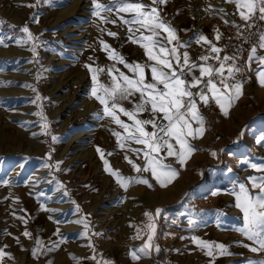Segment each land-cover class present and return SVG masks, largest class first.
<instances>
[{"label": "rangeland", "instance_id": "374dc122", "mask_svg": "<svg viewBox=\"0 0 264 264\" xmlns=\"http://www.w3.org/2000/svg\"><path fill=\"white\" fill-rule=\"evenodd\" d=\"M97 2L111 5L113 0ZM138 2L158 8L177 37L172 44L162 42L177 47L181 59L187 52L189 64L197 66L205 43L199 38L208 41L218 33L219 10L226 12L225 6H232L231 12H237L235 4L226 0ZM94 11L93 0H0V37L7 44L0 45V250L8 254L0 258V264H248L264 260V251H251L258 245L241 231L244 214L236 207L239 184L255 196L258 189L252 188L249 178L264 176V171L252 167L264 165V86L256 76L258 63H250L252 83L243 85V94L230 107L225 105L227 115L220 107L206 114L203 101L193 97L205 118L203 134L188 138L196 151L187 155L183 165L167 155L166 147L161 148L158 158L177 172L170 182L162 176L166 186H161L150 169L143 171L146 146L124 139L128 133L92 95L93 87L105 95L102 88L113 86V81L105 80V67L114 65L117 79L120 73L135 79L137 74L126 64L154 62L142 42L129 39L139 37L137 25L124 24L120 17L132 19L131 14L113 9L97 16ZM24 27L31 38L21 31ZM254 47L257 57L264 56L259 42ZM184 71L188 81L200 76L199 67ZM145 77L152 82L150 67H145ZM82 78L88 79V87L82 86ZM217 87L223 91L221 84ZM202 89L207 93L203 83L190 90ZM125 99L123 104L115 102L134 111L140 93ZM147 107L136 114L137 119L167 123L163 114L154 115ZM115 111L125 124H133ZM144 127L157 131L151 124ZM197 127L193 122V128ZM247 137L254 144L245 151ZM170 143L179 149L174 140ZM105 160L111 171L148 184L122 187L105 171ZM133 164L141 171H135ZM190 219L195 223L190 225ZM78 220L83 223H75ZM149 224L155 225L154 232ZM149 235L153 247L144 254L138 250L148 243ZM197 240L223 244L230 254L220 255L213 249L209 256ZM133 252L140 259H134Z\"/></svg>", "mask_w": 264, "mask_h": 264}, {"label": "snow or ice", "instance_id": "6c2138e0", "mask_svg": "<svg viewBox=\"0 0 264 264\" xmlns=\"http://www.w3.org/2000/svg\"><path fill=\"white\" fill-rule=\"evenodd\" d=\"M166 0H152V4H163ZM228 3H233L236 6L237 12L241 19L244 21L251 20L257 12H259V18L264 20V0H226ZM27 7H33L34 5H24ZM94 15L100 16L101 11H113L115 9L117 12L131 14L132 19H124L120 17L121 22L127 25H137L135 28L136 32H139V37L133 39L134 43L142 42L141 47L145 49L146 55L150 61L154 63L152 65H140V64H126L134 74H137V78L132 79L128 76L120 73L119 79L113 76V86L111 88L103 87L102 91L105 95H98L97 88L93 87L92 95L104 105V112L106 115L112 117L116 124L120 125L126 133L127 137L124 139L131 140L137 144L145 145L148 151L144 152V157L147 161L146 166L143 171L152 172L153 177L161 183V186H166L164 180L161 177H165L168 182H170L172 177L177 175L175 169L170 165L164 164L162 159L158 158L161 148L167 150L168 156H175L178 163L183 165L186 162L187 155L196 151L194 146L189 143L188 138H197V136L202 135L204 131L205 118L200 114L197 108V102L193 98L194 96H199V99L203 101L205 105L209 102V96L202 89L198 93H193L190 89L192 87H197L200 84H204L205 88L212 94V98L215 102L220 105L221 111L227 115V104L229 107L235 99H238L240 95L243 94V82L236 81L232 84L227 83V78L224 77V64L221 62L219 68H214L212 66L205 65H195L189 64V57L187 52H184L181 56L178 54V48H169L167 44H172L174 40H177L175 29H173L167 22H165L159 15V10L156 7H149L141 2H128V0H113L111 5H104L93 0ZM219 11H223L220 9ZM103 19V17H101ZM115 23V21H110ZM129 32H133V28L129 27ZM22 32L28 33L29 38L31 34L27 27L21 29ZM149 33L145 35L144 33ZM161 33H166L167 35H161ZM109 35L116 36L114 32H110ZM10 39V38H9ZM217 39H219V34H217ZM167 41L164 44L162 41ZM199 40L208 42L206 37L200 36ZM199 42V41H197ZM19 44L20 41L18 40ZM103 44V42H102ZM0 45L7 47L5 44V38L0 37ZM105 49H108L107 44H103ZM178 47H186V45L179 44ZM259 47L264 48V35L260 36ZM34 50V49H33ZM213 53H219L220 49L213 46L211 48ZM110 58H115L114 54H110ZM202 61H207L209 57H200ZM215 59L219 60L220 57L216 56ZM233 57H224V61L234 60ZM256 61L260 66V70L256 72L258 82L261 86H264V56H256V48L253 47L249 56V65L252 61ZM173 61H175V66ZM120 62L124 63L123 59L120 58ZM145 67H150L151 80L152 82H146L145 77ZM188 68L191 72L192 68L199 67L200 76L193 77L191 81H188L184 77L187 75L184 69ZM90 71L91 67L89 66ZM102 71V69H101ZM112 70H109L111 74ZM241 69L238 67L230 66L227 68V73L229 78H234L235 73L240 72ZM207 77V80H204ZM214 77H219V83L223 85V91L217 87ZM93 81L96 82V76L93 75ZM122 81L123 83H121ZM162 86V87H161ZM140 93V102L135 105L134 111H128L123 107H120L115 102L117 95L121 99L127 98L128 96L134 95V93ZM107 97V99L105 98ZM109 100L112 101L109 107ZM150 105V111L155 114H163L162 119L167 121L166 124H157L155 119L152 120H140L136 118L137 113L149 110L147 106ZM119 110L129 120L133 121V124L129 126L119 119L116 115L115 110ZM193 122L198 124L199 127L193 128ZM151 124L157 131L148 132L145 130V125ZM162 133V135H161ZM118 137L119 133H115ZM53 137V140H56ZM171 140L175 141L176 145H179L177 150ZM120 147H124L121 143ZM100 152V149H97ZM139 151V150H134ZM155 154V155H154ZM215 155V153H213ZM101 158L103 159V153H101ZM127 159V157H126ZM105 162V171H109L111 175L116 177L117 182L121 184L122 187L127 188L129 183H143L148 184L147 180L138 178H124L120 176L118 171H111L107 160ZM129 163H132L129 160ZM252 167L257 171H264V165H255ZM135 171L140 172L141 168L133 164ZM252 181V188L258 189V194L255 196L249 194V189L246 188L245 184H239V193L236 196V207L241 209L244 214V229L241 231L248 236L249 239L255 240L258 247L251 249L253 252L264 251V176L261 177H250ZM151 186V185H149ZM160 210H157V215ZM145 215H150L145 213ZM75 223H83V220L75 221ZM195 223L193 220H189V224ZM87 227V224H85ZM148 227L154 232L155 225L149 224ZM25 236H30V233L25 232ZM138 238V237H137ZM153 237L149 235L148 243L144 245L143 248L138 251L147 254L148 249L153 247L151 241ZM195 240V238H193ZM199 247L202 249H207L206 254L209 256L213 255V249L219 250L220 255L230 254L227 247L223 244H213L205 241H196ZM39 243V242H38ZM159 251V248H156ZM8 255L0 250V258ZM36 255V252H33ZM134 259H140V256L136 252L132 253ZM94 258V257H93ZM248 264H264V260L261 261H249Z\"/></svg>", "mask_w": 264, "mask_h": 264}, {"label": "built area", "instance_id": "2783aa9c", "mask_svg": "<svg viewBox=\"0 0 264 264\" xmlns=\"http://www.w3.org/2000/svg\"><path fill=\"white\" fill-rule=\"evenodd\" d=\"M222 17L218 28V33H215L211 40L204 43L203 55L209 57L207 62L214 68H219L221 62L224 64V77L227 78V83H234L236 81L243 82V85L252 83L251 69L248 62V56L252 48L260 41V36L264 35V20L259 18V12L249 21H244L241 18L235 17L230 11H221ZM219 34V39H217ZM215 46L220 49L219 53H213L211 48ZM219 56L220 59H215ZM233 57L234 60L224 61V57ZM198 63H204L199 57ZM235 66L241 69L240 72L235 73L234 78H229L227 68ZM215 82L219 83L220 78L214 77ZM222 85V84H221ZM209 102L205 105L206 114L210 115L216 113L220 105H218L212 98V94L208 92Z\"/></svg>", "mask_w": 264, "mask_h": 264}, {"label": "bare ground", "instance_id": "6f19581e", "mask_svg": "<svg viewBox=\"0 0 264 264\" xmlns=\"http://www.w3.org/2000/svg\"><path fill=\"white\" fill-rule=\"evenodd\" d=\"M232 6H230V7H227V6H225V10L226 11H230L231 12V10H232ZM73 9H74V7L71 9V10H67V12H65V18H67L68 16H70L72 13H73ZM232 13V12H231ZM235 17H237V18H239L240 16H239V14H238V12H236L235 11V9H233V13H232ZM63 16V15H62ZM63 16V17H64ZM222 17V16H221ZM221 17H220V19H221ZM60 19H62V18H60ZM161 35H162V33H161ZM203 45H204V43H203ZM108 61V60H107ZM111 63H112V61H111ZM113 64V63H112ZM105 69H106V72H107V75H106V78H105V80H110V81H113V76H115V72H114V65H111V67L110 66H107V67H105ZM109 70H112L111 71V74H110V72H109ZM148 72V71H147ZM148 75V74H147ZM206 80H207V77H206ZM205 80V81H206ZM81 84H83L82 86H86V87H88L89 85H90V83L88 82V79H86V78H82V80H81ZM246 86V85H245ZM247 86H250L249 84H247ZM88 91V90H87ZM97 94H100V95H103V93L101 92V91H99L98 92V90H97ZM237 127V126H236ZM226 141V140H225ZM227 143L226 144H228L229 143V140H227L226 141ZM246 142H247V145L246 146H244L243 147V150H245L246 151V149L248 148V145L249 144H254V139L253 138H250V137H247V140H246ZM78 146V145H77ZM227 171V170H226ZM148 198V197H147ZM147 264V263H146Z\"/></svg>", "mask_w": 264, "mask_h": 264}, {"label": "trees", "instance_id": "16d2710c", "mask_svg": "<svg viewBox=\"0 0 264 264\" xmlns=\"http://www.w3.org/2000/svg\"><path fill=\"white\" fill-rule=\"evenodd\" d=\"M118 97L119 96H117L115 99H116V102L119 103V104H123V103H125L127 101L125 98L118 101V99H119Z\"/></svg>", "mask_w": 264, "mask_h": 264}, {"label": "crops", "instance_id": "0c3cea01", "mask_svg": "<svg viewBox=\"0 0 264 264\" xmlns=\"http://www.w3.org/2000/svg\"><path fill=\"white\" fill-rule=\"evenodd\" d=\"M196 60H197V58H196ZM197 64H198V63H197ZM202 64L205 65V66H209V65L211 66V64H210L209 62H207V61L204 62V63H199V65H202ZM250 66H251V65H250ZM222 86H223V85H222Z\"/></svg>", "mask_w": 264, "mask_h": 264}]
</instances>
